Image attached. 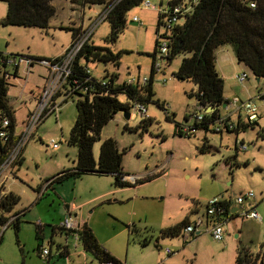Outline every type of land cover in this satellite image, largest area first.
I'll return each mask as SVG.
<instances>
[{"label": "rangeland", "instance_id": "obj_1", "mask_svg": "<svg viewBox=\"0 0 264 264\" xmlns=\"http://www.w3.org/2000/svg\"><path fill=\"white\" fill-rule=\"evenodd\" d=\"M149 1L156 7L136 5L130 9L124 29L114 43L108 44L113 51H120L119 65L89 61L93 77L100 78L105 70L116 72L120 80L149 75L158 5L161 2L164 8L166 0ZM53 3L56 11L46 29L0 23V51L33 56L55 54L70 40L71 31L67 27L82 20V28H86L104 9L101 4L83 7L74 4L78 11L72 16L75 22L72 23L68 0ZM5 11L6 3L0 1V18ZM109 28V22L103 19L93 28L89 40L105 44L103 39ZM221 48L228 57L219 59L221 51H216L215 64L228 103L219 112L228 114L234 123L238 117L246 118L238 106L250 100L256 106V124L237 133L225 128L215 131V125L210 124L207 130L198 129L190 136L174 134L176 123L186 124L185 116L201 109L190 95L196 85L173 74L182 58L178 54L169 62L162 61L161 72L154 74L153 98L163 101L166 109L153 102L146 103L145 115L151 122L145 128L138 125L142 115L135 106L126 111L128 117L124 116V110H118L101 128L100 139L93 143L96 157L101 140L108 137L116 140L123 151V171L138 176L132 185L115 186L111 174L86 172L45 186L50 177L64 169L62 166L71 168L76 158V146L66 139L76 116L77 95L68 97L61 102L56 115H49L36 127L22 151L17 174L8 181L10 190L19 195L12 210L20 215L17 225L9 224L0 238V264H96L93 256L81 247L68 256L59 255L57 244L63 245L65 238L59 232L51 233V227L64 217L66 205L77 213L76 218L72 217L84 220L98 241L125 264H234L239 246L251 251L264 248V86L246 66L237 62L229 44ZM30 71L25 75L20 69L21 79L9 83L7 96L13 102L16 117H21L25 110L20 101H15L19 90L22 88L23 95L36 93L46 72L40 65H34ZM242 71L247 77L239 83L235 75ZM118 99L123 102L125 96L119 94ZM32 105L33 99L27 100L26 108ZM188 122L192 123L190 119ZM51 139L58 143L57 148L48 145ZM147 177L151 179L146 180ZM247 191L254 196L234 205L238 207L237 214L227 216L222 225V239H214L207 226L208 200L217 195L234 198ZM249 203L262 217L261 221L239 214L242 208L250 207ZM184 217L196 223L194 233L174 236L161 233L162 228ZM37 221L43 225L40 236L36 235ZM38 244L50 252L41 256L36 250ZM165 248L172 252L166 254Z\"/></svg>", "mask_w": 264, "mask_h": 264}, {"label": "trees", "instance_id": "obj_2", "mask_svg": "<svg viewBox=\"0 0 264 264\" xmlns=\"http://www.w3.org/2000/svg\"><path fill=\"white\" fill-rule=\"evenodd\" d=\"M0 1L6 3V11L0 18V23L4 25L12 24L46 29L56 11V7L52 3L53 0ZM141 1L69 0L72 5L82 7L93 4L107 7L105 19L109 22L110 28L103 39L105 44L97 45L87 40L73 60L71 75L68 78L78 81V86L70 95L71 97L77 95L74 100L76 116L66 142L76 146V158L71 168L62 169L50 177L46 186L51 185L54 181H60L64 177L73 176L76 178L86 172L111 174L115 186H130L134 183L123 179V176L128 175L122 169L123 151L118 148L114 138L108 137L100 141L96 157L93 153V143L100 139L101 128L118 110H124L129 115L126 111L130 106L137 104L145 106L148 102H153L159 108L166 109L163 101L153 98L152 84L155 74L153 61L159 47V37H164L167 41L168 54L165 57V62H169L175 55H182L180 63L173 73L174 76L181 80H191L196 85V90L190 95L195 97L200 107H214L211 112L204 113L201 122H193L190 129L194 131L184 133L181 131L182 124L176 123L174 134L190 136L198 129L207 130L210 124L215 125L219 119V109L222 104L228 103L227 98L223 95V79L216 70L215 51L218 47L229 44L238 63L246 66L256 79L264 77V0H251L255 4L254 6L249 5L250 0H169L167 1L169 6L182 3L185 10L178 15V22L165 33H159L164 14L158 13L154 49L151 53L152 62L146 81L141 82L138 79L131 83L118 81V74L107 70L100 78L86 73L85 69L88 67L89 61L111 62L116 67L119 65L120 51H113L108 44L116 41L125 27L127 12L139 5ZM67 28L71 31L72 42L80 31V27ZM8 85L6 80L0 78V108L12 118V110L7 96ZM119 94L125 96L123 102L118 99ZM166 117L171 118L169 114ZM189 118L190 116H185L187 122ZM228 120L229 118L225 117V121ZM150 122L151 119L142 114L138 125L145 128ZM256 123V120L248 121L238 117L233 123V127L227 130L237 133ZM149 179L151 178H146V180ZM142 181L140 180V182ZM6 196V209L11 210L18 202L19 195L10 190ZM235 214H237L236 211L226 216L230 217ZM18 217L12 222L15 225H17ZM189 223H191L190 219L184 217L175 224L162 228L161 233L171 236L183 234V228ZM35 225L36 235L40 236L43 225ZM51 230L62 233V228L58 225H53ZM78 232L82 249L93 256L96 264H125L98 241L86 222L82 224ZM49 243L51 242L49 241ZM143 243H147V240L144 239ZM42 247L43 245L40 244L36 247L39 254ZM60 249L61 244H57V251ZM65 254L63 251L59 252V255ZM234 264H264V248L260 247L258 251H251L246 246H239Z\"/></svg>", "mask_w": 264, "mask_h": 264}, {"label": "built area", "instance_id": "obj_3", "mask_svg": "<svg viewBox=\"0 0 264 264\" xmlns=\"http://www.w3.org/2000/svg\"><path fill=\"white\" fill-rule=\"evenodd\" d=\"M167 1L169 0H166V6L164 8H161V2L158 5V13L160 12L164 14L160 25L162 30L159 29V33L168 32L172 25L178 22V15L182 14L183 10H185L182 3L169 6ZM139 5L151 8L156 7V5L151 3L149 0H142ZM249 5L254 6L255 4L250 0ZM107 10L108 8L104 7L103 11L91 21L89 26L86 28H80L76 37L72 40V42L70 41L63 53L57 58H40L29 53L2 52L0 54V78L6 80L8 83H10L11 80L18 81V79H21L20 69H22V72L25 75L31 72L30 69L33 68L34 65L43 66L46 70L42 76V84L36 93L30 91L23 95L21 88L18 95L15 97V101H20L25 108L21 117H16V110L13 107V102L9 99V104L12 110V118L0 108V238L6 227L19 216L18 211H13L12 209L7 210L5 202L7 197L6 195H8L10 191V188L7 185L8 181L15 177V168L17 167L18 161H20L22 151L26 143L33 136L39 123L51 114L56 115L59 111L61 102L70 97L74 89L78 86V81L76 79L68 78L71 75L73 60L81 46L90 39L93 28L105 19ZM132 19L139 21L141 24V21L137 16H133ZM167 54V41L164 37H159V47L153 61V69L155 72H161V64L162 61H165ZM85 71L86 73L91 74L89 67H87ZM246 77L247 73L245 71L235 75V78L239 83H243ZM137 79L144 82L146 81L147 76H144L143 78H140L139 76H130L126 82L131 83ZM258 82L264 86V77L258 78ZM9 86L10 84L8 87ZM30 99H33V105L26 108L27 100L29 101ZM135 108H137L141 115L146 114V107L144 105L137 104ZM205 108L208 109L209 107ZM205 108H198L193 114H191L189 119L192 123L187 122L186 124H182L181 131L184 133L194 131L193 129H190L191 125L194 121H202L204 113H207L204 111ZM238 109L244 110L246 115V118H244L245 120L252 121L256 119V106L252 101L248 100L241 102ZM232 127V122L229 120L225 121V117L220 116L215 123L214 129L216 131H221L222 128L227 130ZM48 145L52 148L58 147V143L55 139H51ZM137 178V175L123 176V179L131 180V182H135ZM47 183L48 181L45 186ZM253 196L254 194L252 191H247L245 193H241L240 195H235L234 198H231L230 196L223 197L222 195H217L208 200L206 204V214L208 216L207 226L208 231L214 239H222V225L226 221V215H230V213H232L231 209H233V205L243 204L245 199H251ZM249 206V208H242L239 214L245 218H255L261 221L262 217L254 208L251 207L250 203ZM74 218L71 214H66L58 223V226L62 228V234L65 238V243L61 245L60 251L65 252V256H68L78 247H81L78 231L85 221L81 219L75 220ZM36 224L42 225L41 221H37ZM195 229L196 223L191 222L183 228L182 233H194ZM70 237L72 239L71 242H69ZM164 252L166 254H170L172 250L165 248ZM47 253V249L42 247L40 255L45 256Z\"/></svg>", "mask_w": 264, "mask_h": 264}, {"label": "crops", "instance_id": "obj_4", "mask_svg": "<svg viewBox=\"0 0 264 264\" xmlns=\"http://www.w3.org/2000/svg\"><path fill=\"white\" fill-rule=\"evenodd\" d=\"M52 3H53V1H52ZM53 5H54V3H53ZM55 6V5H54ZM68 8H69V13H70V19H72L71 21H72V23H75L74 22V20H73V18H72V16H74L76 13H77V11L78 10H76L75 9V7H73V5L69 2V0H68ZM82 8V7H81ZM80 8V9H81ZM83 22H82V20H80L78 23H75V24H73L72 25V27H80V28H82L83 27ZM60 26H63L62 24L60 25ZM70 41H71V36H70V40H69V42H67L66 44H65V46H62L61 47V50L59 51V52H56L55 54H52V55H43V54H37V55H41L40 57H56V56H59V55H61L62 53H63V51L65 50V48L69 45V43H70ZM222 47V46H221ZM221 47H219V48H217V50L216 51H221L220 52V54H219V59H226L227 57H228V53L224 50V49H222ZM215 51V52H216ZM34 55H36V53L34 52L33 53ZM215 56H216V53H215ZM217 69V68H216ZM135 77H137V76H135ZM128 78H126V80H127ZM126 80H120V79H118V81H126ZM31 92H33V91H31ZM227 105V104H226ZM225 105V106H226ZM220 113V112H219ZM220 116H222V117H228L229 118V121L230 122H233L231 119H230V116L228 115V114H225V115H221L220 114ZM22 160H23V154L21 155V158H20V163H18L17 164V167L15 168V175L17 174V172H16V170H18V168H19V166H20V164L22 163ZM75 160H73L72 162H74ZM69 166L68 165H66L65 164V166H62V168H64V169H66V168H68ZM129 181V180H128ZM233 207H235L234 205H233ZM65 212H64V215H66V214H71V215H73L74 217H77V213L74 211V209H72V208H70L68 205H66L65 206ZM191 221V220H190ZM51 233H54V232H52L51 231ZM198 233V232H197ZM62 234V233H61ZM63 235V234H62ZM50 240V242H53V238H52V236H50V238H49ZM61 250V249H60ZM60 250H58V253L60 252Z\"/></svg>", "mask_w": 264, "mask_h": 264}, {"label": "water", "instance_id": "obj_5", "mask_svg": "<svg viewBox=\"0 0 264 264\" xmlns=\"http://www.w3.org/2000/svg\"><path fill=\"white\" fill-rule=\"evenodd\" d=\"M258 81V78L256 79ZM226 103H223L222 106H225ZM214 109V107H209L208 109L205 108L204 111L205 112H211ZM125 117H128L129 115L127 113H124ZM238 209V207H233V209H231V212H235Z\"/></svg>", "mask_w": 264, "mask_h": 264}]
</instances>
